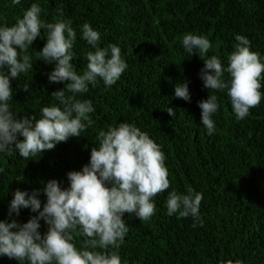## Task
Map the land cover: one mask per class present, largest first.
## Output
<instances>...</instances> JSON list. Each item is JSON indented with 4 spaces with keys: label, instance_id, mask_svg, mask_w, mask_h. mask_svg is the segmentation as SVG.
Here are the masks:
<instances>
[{
    "label": "trees",
    "instance_id": "obj_1",
    "mask_svg": "<svg viewBox=\"0 0 264 264\" xmlns=\"http://www.w3.org/2000/svg\"><path fill=\"white\" fill-rule=\"evenodd\" d=\"M33 2L40 4L48 22L55 21L58 7L72 20L77 32L72 63L78 73L91 50L79 39L84 23L100 33L99 47L115 44L121 49L128 68L111 88L101 82L78 97L95 107L82 136L28 161L18 154L0 155V220L9 219L7 205L15 190H39L50 179L67 186L66 173L88 162L98 132L123 122L161 147L170 187L154 198L156 212L148 221L123 217L129 231L117 250L122 264H264V98L238 121L227 97L216 93L215 132L207 135L197 106L209 95L199 78L205 57L189 58L180 43L186 33L202 35L212 44L208 57L215 55L226 65L235 36L242 35L250 50L264 57V0H21L15 6L0 0V25L12 26ZM43 38L42 30L28 49L33 69L10 82V104L18 118H39L42 107L57 103L51 93L64 87L49 83L52 66L35 58ZM182 80L188 82L187 102L174 97V86ZM166 107L176 115L170 117ZM173 190L203 194L201 227L192 228L190 217L166 214L165 202ZM38 198L43 206V194ZM34 215L22 209L11 219L24 223ZM40 223L43 233L47 226ZM76 243L79 247V238ZM0 264L18 262L2 257Z\"/></svg>",
    "mask_w": 264,
    "mask_h": 264
},
{
    "label": "clouds",
    "instance_id": "obj_2",
    "mask_svg": "<svg viewBox=\"0 0 264 264\" xmlns=\"http://www.w3.org/2000/svg\"><path fill=\"white\" fill-rule=\"evenodd\" d=\"M10 4L19 5L21 0H10ZM42 12L40 4L33 2L12 26L0 25V155L18 154L27 161L58 143L82 136L91 126L90 114L95 107L92 101L78 97L101 82L106 89L111 88L128 68L121 49L115 44L99 47L100 33L84 23L79 39L91 50L84 54L86 65L78 73L72 63L77 40L72 20L65 18L61 7L55 10L54 22L42 19ZM42 30L44 44L35 50V58L52 66L48 82L64 87L51 93L57 103L42 107L39 118H18L10 104V82L33 69L28 49L41 38ZM235 40L226 65L215 55L208 57L212 44L206 37L186 33L180 41L189 58L205 57L199 78L209 95L197 106L200 124L209 136L215 132L213 117L219 110L216 93L227 97L238 121L248 117L250 109L264 98L260 91L264 87V57L250 50L245 36L236 35ZM24 90L28 91V86ZM174 97L190 100L186 80L174 86ZM164 110L170 117L176 115L171 107ZM96 140L88 162L80 170L66 173L67 186L50 179L42 182L39 190L12 193L6 213L9 219L0 220V258L18 264H122L117 250L129 231L123 217L128 214L148 221L155 214L154 198L170 187L165 156L147 133L128 123L99 131ZM41 193L43 206L38 198ZM202 199V193L173 190L165 202L166 214L177 219L190 217L192 228L201 227ZM22 209L35 215L24 223L11 219ZM41 220L47 226L43 233Z\"/></svg>",
    "mask_w": 264,
    "mask_h": 264
}]
</instances>
